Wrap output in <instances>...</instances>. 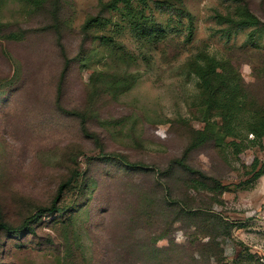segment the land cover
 <instances>
[{
	"label": "rangeland",
	"instance_id": "1",
	"mask_svg": "<svg viewBox=\"0 0 264 264\" xmlns=\"http://www.w3.org/2000/svg\"><path fill=\"white\" fill-rule=\"evenodd\" d=\"M109 1L0 0V224L21 227L67 185L35 233L0 230V264H187L216 243L221 263L264 264V175L251 173L264 140L238 156L195 143L209 115L192 71L223 59L264 105L263 28L220 25L235 8L226 0H136L155 26L134 32ZM243 1L264 23V0ZM185 166L222 192L190 189ZM187 204L203 215H181ZM178 246L193 254L173 256Z\"/></svg>",
	"mask_w": 264,
	"mask_h": 264
},
{
	"label": "trees",
	"instance_id": "2",
	"mask_svg": "<svg viewBox=\"0 0 264 264\" xmlns=\"http://www.w3.org/2000/svg\"><path fill=\"white\" fill-rule=\"evenodd\" d=\"M23 1L37 8H41L47 4L49 0ZM226 1L233 3L235 8L226 15L222 13L217 14L216 18L220 25H226L238 31L246 29H254L255 31L260 28L264 30V23L253 13L248 3L243 0ZM135 2L136 0H110L103 5V9L108 11H123L134 32H143L155 26V21L146 16V10L136 8ZM139 2L144 3L148 8L146 0H139ZM159 5V9L161 10L165 8L166 3H159ZM181 14H183V11L180 12V15ZM97 22L98 21L95 19H90L84 26V29L87 31L91 30ZM190 26H192V23ZM5 30L6 24L0 19V40L4 38ZM189 30L190 38L192 36V30ZM106 40L110 41L108 39ZM228 65L229 64L223 59L218 60L209 55L200 57L194 61L192 71L200 81L202 105L206 108L209 115L204 128L199 131H194V141L200 146L208 144L218 145V143L227 144L228 147L233 149V153L238 156L247 150L248 147L245 145L246 140H248L247 143L262 144L264 140V105L259 102L257 96L253 95L254 93L251 86L241 77L240 72H237ZM249 136L253 138L249 140ZM227 139H231V141L226 143ZM185 168L192 176L190 180V189L196 192L202 189L222 192L223 186L215 179L209 178L205 173L197 171L190 166H185ZM251 173L252 181H257L264 175V165L260 167V160L258 158L254 160L251 166ZM66 186L67 185L61 186L59 195L50 208L40 210L37 214L28 218L21 227H11L2 223L0 224V230H7L16 235L29 230H31L30 233H35L31 226L40 220L42 213H60L59 203ZM178 212L188 219L203 215L200 208L191 207L188 204L183 206ZM212 214V220L215 222L216 228L224 227L226 235L230 236V222L226 221L220 215ZM181 247L184 246H178L177 250L172 251L173 256L181 253L178 251ZM184 248L186 249L185 251L193 254L192 247L188 249L185 246ZM215 250L216 255L212 257L211 255H207L204 257V261H197L194 259V262L187 264H211V259L213 257L218 259L216 264H224L221 263L223 259V250L217 243Z\"/></svg>",
	"mask_w": 264,
	"mask_h": 264
}]
</instances>
